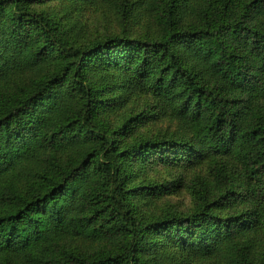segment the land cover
Wrapping results in <instances>:
<instances>
[{"label":"trees","instance_id":"obj_1","mask_svg":"<svg viewBox=\"0 0 264 264\" xmlns=\"http://www.w3.org/2000/svg\"><path fill=\"white\" fill-rule=\"evenodd\" d=\"M59 1L0 0V263L264 264V0H138L159 27L86 44Z\"/></svg>","mask_w":264,"mask_h":264},{"label":"rangeland","instance_id":"obj_2","mask_svg":"<svg viewBox=\"0 0 264 264\" xmlns=\"http://www.w3.org/2000/svg\"><path fill=\"white\" fill-rule=\"evenodd\" d=\"M63 0H60L61 3ZM75 2L65 10L55 13L53 18L58 21V32H64L70 36L71 41L74 44H86L90 41L103 39L112 35H128L132 37H143L145 35L147 25H150L154 29V24L159 27V13L147 14L146 9L137 0V3L133 6L124 1L117 2L116 0H98L94 2H87L85 0H74ZM32 6V5H31ZM33 8V6H32ZM256 77L254 83L258 86L259 92L254 95V113L257 116L264 115V72L261 71V67L258 65L255 69ZM215 86L220 87L226 93L224 83H214ZM224 85V87H222ZM232 93V97L246 96V92L240 94L239 92ZM153 112V111H152ZM167 113L160 109L156 111L155 117L151 116L148 122L141 123L136 129L135 133L139 136L146 137L152 135H158L164 130L163 125H168ZM193 122L189 121L188 126L192 127ZM158 164V170L160 169ZM153 175L158 174L156 171L152 172ZM192 172L181 173V177L191 176ZM31 175H27L29 177ZM211 186L215 185L214 179L208 180ZM172 197L175 201H178L180 208L185 205L186 195L180 197L174 193L164 195L159 200L162 203L172 201ZM5 209L3 204H0V213ZM256 245L253 246L254 250L264 248V239L256 240ZM0 264H25L22 262L16 263L14 260H3Z\"/></svg>","mask_w":264,"mask_h":264}]
</instances>
